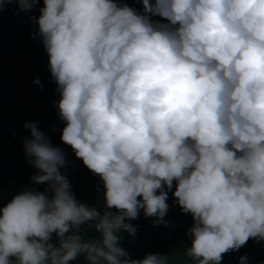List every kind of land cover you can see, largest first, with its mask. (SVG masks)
Wrapping results in <instances>:
<instances>
[{"label": "clouds", "instance_id": "clouds-1", "mask_svg": "<svg viewBox=\"0 0 264 264\" xmlns=\"http://www.w3.org/2000/svg\"><path fill=\"white\" fill-rule=\"evenodd\" d=\"M37 2L0 0V11ZM141 2L143 14L117 0H43L34 19L58 86L61 140L102 179L106 208L76 200L65 154L26 122L32 180L53 195L26 189L0 208V264H69L81 253L89 264H169L159 253L130 258L119 233L135 235L126 220L141 209L162 222L174 181L194 221L192 264H221L264 240V0ZM90 221L98 239L80 234Z\"/></svg>", "mask_w": 264, "mask_h": 264}, {"label": "trees", "instance_id": "trees-1", "mask_svg": "<svg viewBox=\"0 0 264 264\" xmlns=\"http://www.w3.org/2000/svg\"><path fill=\"white\" fill-rule=\"evenodd\" d=\"M117 2L126 3L143 14L141 0ZM42 7L43 0H38L31 10H21L17 3H7L0 11V208L26 189L45 193L49 198L53 195L48 182L32 180L39 170L29 163L24 149L25 138L31 139L30 129L25 128V123L38 122V129L65 154L66 164L60 171L70 182L76 200L103 214L106 203L102 179L76 157L70 145L61 140L65 121L58 115V86L51 77L49 57L34 19L39 17ZM151 19L167 23L158 15L151 16ZM36 78H39L40 85L34 82ZM165 190L169 208L163 221L154 223L156 218L145 216L141 209L138 218L126 220L135 226V235L120 230L119 244L132 259L159 253L168 258L169 264H192L185 249L191 244L188 229L194 223L193 217L191 213L182 212L176 202L173 195L175 181L171 190ZM111 211L117 210L112 208ZM90 223L94 222L80 226V234L85 240L98 239L99 233L94 227H89ZM59 240L56 233L51 234L54 246H59ZM241 257H247V264H264V240L250 238L238 250L223 254L221 264H240ZM69 264H89V261L81 253Z\"/></svg>", "mask_w": 264, "mask_h": 264}]
</instances>
